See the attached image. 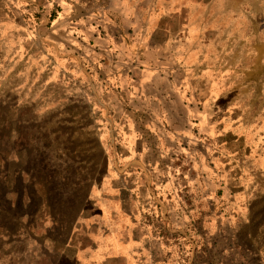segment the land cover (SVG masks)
I'll return each instance as SVG.
<instances>
[{
	"label": "rangeland",
	"instance_id": "obj_1",
	"mask_svg": "<svg viewBox=\"0 0 264 264\" xmlns=\"http://www.w3.org/2000/svg\"><path fill=\"white\" fill-rule=\"evenodd\" d=\"M166 1L0 0V264H264V0Z\"/></svg>",
	"mask_w": 264,
	"mask_h": 264
},
{
	"label": "crops",
	"instance_id": "obj_2",
	"mask_svg": "<svg viewBox=\"0 0 264 264\" xmlns=\"http://www.w3.org/2000/svg\"><path fill=\"white\" fill-rule=\"evenodd\" d=\"M196 3L202 2V0H167L165 3V13H170L171 11H177L178 13L181 11H185L186 8H189L190 5H195ZM249 153H251V150H249ZM251 169L254 174L260 176L261 178H264V162L263 159L260 158L254 163L251 162ZM101 251H93L91 250V253H86L84 254L85 260H89L90 264H105V261L103 258H100V253Z\"/></svg>",
	"mask_w": 264,
	"mask_h": 264
},
{
	"label": "bare ground",
	"instance_id": "obj_3",
	"mask_svg": "<svg viewBox=\"0 0 264 264\" xmlns=\"http://www.w3.org/2000/svg\"><path fill=\"white\" fill-rule=\"evenodd\" d=\"M211 134V133H210Z\"/></svg>",
	"mask_w": 264,
	"mask_h": 264
}]
</instances>
